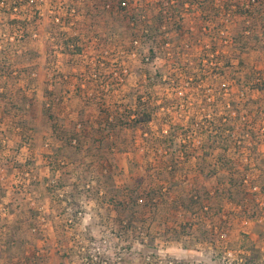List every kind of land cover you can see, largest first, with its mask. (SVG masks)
Segmentation results:
<instances>
[{
    "label": "rangeland",
    "instance_id": "rangeland-1",
    "mask_svg": "<svg viewBox=\"0 0 264 264\" xmlns=\"http://www.w3.org/2000/svg\"><path fill=\"white\" fill-rule=\"evenodd\" d=\"M7 1L0 264H264V0H206L202 22L183 0L179 31L158 0ZM181 123L176 145L225 164L175 161L160 128Z\"/></svg>",
    "mask_w": 264,
    "mask_h": 264
},
{
    "label": "trees",
    "instance_id": "trees-1",
    "mask_svg": "<svg viewBox=\"0 0 264 264\" xmlns=\"http://www.w3.org/2000/svg\"><path fill=\"white\" fill-rule=\"evenodd\" d=\"M2 1H6V0H2ZM8 1H11V0H8ZM12 1H14V0H12ZM163 1H166L167 2V5H163ZM169 1L170 0H159V2H158V6H159L158 12H159V14L156 15L157 18H155V19L157 20V23L162 22L163 16L161 14V9L162 8H165L167 10V13H169L170 18H172L173 21L172 20H165L163 22L164 28H166L165 25H168V30L169 31H172L173 30L172 28L175 25V28H176L177 31L182 30V24L179 21H176L175 18L177 16L180 18V15L181 14H180L179 8H181V6L184 4L185 1L183 2V0H176L177 2L175 4H170ZM251 1H256V0H251ZM126 3H127L126 0H117V5H119L120 8H125L126 7L125 6ZM188 4L194 10L200 11L194 17V20L196 22H199V21L202 22V20L203 21L206 20V16L205 15L202 14V16H201V12L205 13V11H210V8H211L210 5L207 3L206 0H188ZM14 7H18V6H15L14 3H9L8 7L5 10L3 9V11H2L3 14H5V15L8 14L9 13L8 12V8L10 10H12ZM244 7H245V4L241 5L240 8H238L236 10L238 12L244 14L247 11V9H244ZM208 8H209V10H208ZM194 10L192 11L193 13L195 12ZM224 12H227L226 13V16L227 15L230 16L228 10L227 11H224ZM130 19H131V23H134L136 21V16L135 15H130ZM16 20L14 19L13 22L16 21ZM201 24H200V27L199 28H201L203 30H205L206 27L209 28V26H210L209 24H207L206 27H205V26H203ZM255 27H257V25L256 24H253L252 25V31L255 29ZM216 29H217V27H215V26L214 27H211V29H209V32H212V34H213V33H215ZM157 31H158V26L156 27V29L151 30V33L148 30H146L145 31V34H143V37L146 38L147 40L153 39L152 46L150 48H148V51H147V54H150L152 57H153V55H156V53H157V51L155 49V46L160 47L161 45H164V44L167 45V44H169L166 40H161L160 41V40H155L154 39L155 38L154 35L158 34ZM178 36H182V35L181 34H178ZM168 52L169 51H165L164 54H167ZM248 78L251 80V78H252L251 77V74H248ZM250 80H249V84L253 82L250 85H253L255 88L256 87L261 88V89L264 88V87H262V85H264V78L263 79H260V78L253 77V81L251 82ZM255 80H256V82H255ZM139 100H138V103H140ZM102 111H104V109H102ZM105 112H106V110H105ZM132 114L134 115V117L131 118V121L133 122L132 126H137V125H140L141 123H143V124H145L147 126V128H149L148 127V124L153 119L152 114L150 113V110H149V112L144 113V114L141 113V112H136L134 110L129 115H132ZM103 119L104 120H103L102 123H105L106 126H110L109 124L112 121H114L116 123L117 121L123 120V118L121 117V115H118L117 113L110 115V113H107V112L105 113V116H104ZM219 119H221L220 116H219ZM124 120H129L130 121V119H124ZM201 120L206 121L207 119L205 117H201ZM107 123H109V124L107 125ZM209 123L211 124V122H209ZM126 124L129 125V123H126ZM186 124H188V123L186 122ZM212 124H213V128L216 130V132H222V128H221V125L220 124H218V125L216 123H212ZM172 128H173V126H172ZM179 130H180V133L183 132V135H184L190 129H188V127H187V130H186L185 124H182V123L180 125H177L176 129H173V131L171 130L170 125H168V126L166 125V127L162 128V129L160 128V133L162 135H165L166 136V139L168 138L166 143H168L169 146H167L166 148H167V150L169 152H171V154H172L171 157L173 159H175V161H178V160H180L179 158H181L182 159L181 161H183V163L192 162L193 165H191V167L199 169V168H202L203 167L202 161L206 160L205 158H207V156H210L214 161H217L218 164H225V163H222L223 159H220V160L219 159H215V156L213 155V153L211 154L210 151L204 153V150L203 151L200 150L201 148H204V147H200L199 150L197 148L193 147V143L191 141H189L187 144L184 141H183V143L179 142L176 145L174 143V141H173L172 138L175 137V136H177V134H180L179 133ZM181 136H182V134H181ZM208 140H209V136H207V137L205 136V142L208 141ZM210 147H213V145L210 146ZM209 150H211V149H209ZM211 164H214V163H211ZM215 164H216V162H215ZM207 166H210V164L207 165ZM194 170H196V169H194Z\"/></svg>",
    "mask_w": 264,
    "mask_h": 264
},
{
    "label": "built area",
    "instance_id": "built-area-1",
    "mask_svg": "<svg viewBox=\"0 0 264 264\" xmlns=\"http://www.w3.org/2000/svg\"><path fill=\"white\" fill-rule=\"evenodd\" d=\"M169 3H171V0L169 1ZM163 5H167V2L166 1H163ZM161 14L163 16V22L165 20H172V18H170L169 13H167V10L165 8H162L161 9ZM147 51H148V49L144 50V54H147Z\"/></svg>",
    "mask_w": 264,
    "mask_h": 264
}]
</instances>
